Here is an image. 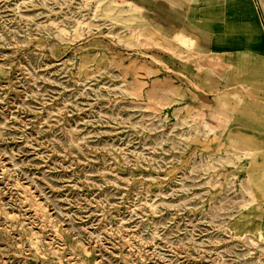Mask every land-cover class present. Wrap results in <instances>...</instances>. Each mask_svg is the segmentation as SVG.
<instances>
[{
	"label": "rangeland",
	"instance_id": "obj_1",
	"mask_svg": "<svg viewBox=\"0 0 264 264\" xmlns=\"http://www.w3.org/2000/svg\"><path fill=\"white\" fill-rule=\"evenodd\" d=\"M189 56L130 0H0V264H264Z\"/></svg>",
	"mask_w": 264,
	"mask_h": 264
},
{
	"label": "crops",
	"instance_id": "obj_2",
	"mask_svg": "<svg viewBox=\"0 0 264 264\" xmlns=\"http://www.w3.org/2000/svg\"><path fill=\"white\" fill-rule=\"evenodd\" d=\"M130 1L147 27L201 59L203 83L189 91L202 95L186 104L242 159L264 202V0Z\"/></svg>",
	"mask_w": 264,
	"mask_h": 264
}]
</instances>
